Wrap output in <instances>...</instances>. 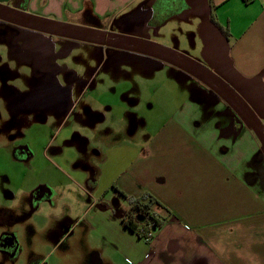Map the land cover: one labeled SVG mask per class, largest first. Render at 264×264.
<instances>
[{"label": "rangeland", "instance_id": "1", "mask_svg": "<svg viewBox=\"0 0 264 264\" xmlns=\"http://www.w3.org/2000/svg\"><path fill=\"white\" fill-rule=\"evenodd\" d=\"M130 1L77 0L60 11L46 8L47 0L39 8L36 2L34 9L33 0L23 6L18 0L0 4V236L14 233L18 246L14 257L0 252V264H127L107 239L109 231L104 236L93 222L101 211L121 220L120 202L102 201L106 190L98 193L72 173L67 180L52 154L73 126L91 129L94 86L111 81L112 89L117 84L131 87L138 95L133 108L139 118L128 114L125 119L137 118L150 127L162 114L160 106L181 103L195 87L185 74L232 98L220 81L222 73L232 77L220 62L224 36L209 13L203 15L200 3L192 9L201 16L190 10L152 28L149 22L159 18H152L147 7L155 1L166 6L164 14L187 8V2ZM168 45L185 63L178 64L177 72L134 53ZM165 49L160 47L169 54ZM66 90L70 97L64 100L59 93ZM72 105L66 116L61 109ZM113 115L109 122L125 124V115L120 120L117 110ZM35 191L40 195L33 200ZM159 233L162 229L154 238Z\"/></svg>", "mask_w": 264, "mask_h": 264}, {"label": "crops", "instance_id": "2", "mask_svg": "<svg viewBox=\"0 0 264 264\" xmlns=\"http://www.w3.org/2000/svg\"><path fill=\"white\" fill-rule=\"evenodd\" d=\"M76 1L47 0L45 7L60 11ZM36 2L39 8L44 0H33V9ZM198 3L203 15L230 33L218 48L225 53L221 66L232 76L222 73L220 81L232 98L185 74L195 87L181 103L160 106L162 114L150 127L125 119L139 118L132 88L112 89L105 81L91 91V129L73 126L52 152L67 180L72 173L98 193L106 190L102 201L116 199L125 213L130 206L119 190L132 197L152 194L173 213L162 233L145 242L108 211L98 212L94 224L104 236L109 231L107 239L127 264H264V0H190L193 8ZM157 49L134 53L175 72L185 65L171 46ZM116 110L125 124L109 122Z\"/></svg>", "mask_w": 264, "mask_h": 264}, {"label": "trees", "instance_id": "3", "mask_svg": "<svg viewBox=\"0 0 264 264\" xmlns=\"http://www.w3.org/2000/svg\"><path fill=\"white\" fill-rule=\"evenodd\" d=\"M185 2H187V0H185ZM186 5L187 8L183 10L176 11L173 14L168 12L164 14L163 10L166 6L162 4L158 6L157 1H155L153 5H151V9L149 7H147V9L151 11L152 18H159V20L156 22H149V26L152 28H160L171 18L181 16L185 12L192 10V6L189 5L188 2ZM211 21L223 36L229 39L230 33L228 29L220 25L213 17ZM118 192L130 206L127 213L121 217V222L130 232L142 240H144L149 233H154L164 228L174 217L173 213L152 194L146 193L141 197H132L120 190Z\"/></svg>", "mask_w": 264, "mask_h": 264}, {"label": "flooded vegetation", "instance_id": "4", "mask_svg": "<svg viewBox=\"0 0 264 264\" xmlns=\"http://www.w3.org/2000/svg\"><path fill=\"white\" fill-rule=\"evenodd\" d=\"M26 1H28V0H18V3H20L21 6H23ZM56 91H57V89L54 88L53 89V92L55 94L57 93ZM59 95L64 100L66 99V96H65L66 95V92H64V93L61 92V93H59ZM73 108H74V105H72V106L69 107V109L67 110L68 111V114H70V112L73 110ZM45 189H47V188L46 187H44L43 189L41 188L40 191H44ZM35 192L32 194V199L33 198H37L40 195L37 192L36 193ZM17 248H18V246H17V240H16V235L14 233L4 232L0 236V252L1 253L9 254L11 257H14L17 254Z\"/></svg>", "mask_w": 264, "mask_h": 264}, {"label": "built area", "instance_id": "5", "mask_svg": "<svg viewBox=\"0 0 264 264\" xmlns=\"http://www.w3.org/2000/svg\"><path fill=\"white\" fill-rule=\"evenodd\" d=\"M154 239V233H149L148 235H146V237H145V241L146 242H150V241H152Z\"/></svg>", "mask_w": 264, "mask_h": 264}]
</instances>
